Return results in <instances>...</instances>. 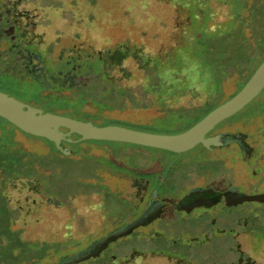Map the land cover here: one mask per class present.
Masks as SVG:
<instances>
[{
    "label": "rangeland",
    "instance_id": "1",
    "mask_svg": "<svg viewBox=\"0 0 264 264\" xmlns=\"http://www.w3.org/2000/svg\"><path fill=\"white\" fill-rule=\"evenodd\" d=\"M259 3L263 5L261 12L264 14V0ZM240 7L239 0H0L1 19L11 21L13 25L9 31V44L20 47L41 64L38 79H33L25 68L15 71L0 63V91L42 112L97 126L179 133L182 129L176 123V116L199 112L208 104V95L216 92L208 73L201 71L190 44H197L196 33L203 27L223 30L234 25L233 15L241 10ZM201 9L207 15H197ZM260 25H264V18ZM255 26L252 24L251 28ZM246 32L250 34L249 28ZM0 50L6 53L5 43ZM26 65L28 68L29 63ZM239 80L235 76L225 79L223 92L215 95L220 99L227 98L236 91ZM263 91L264 87L256 98ZM250 103L248 108L252 106ZM228 120L231 118L224 119L214 129L230 133L243 129L241 122ZM4 124L6 121L0 118V133L10 130V125ZM15 141L22 149L41 156L53 147L51 142L39 136L18 130ZM87 143L89 145L82 148L95 156L124 150L121 142ZM9 148L0 141V264H61L87 248L92 250V255L98 246L106 243H96L99 238L95 239L94 235L107 232L105 214L111 213L112 207L118 210L117 205H121L113 195H108L103 203L104 191L87 189L77 178L66 182L65 178L56 175V184H62L54 186L50 182L52 197L46 191L43 196L40 191L46 187L41 186L39 190L33 177L36 173L26 174L16 158L9 156L12 152ZM201 149L195 145L190 151L202 154ZM76 151L74 156L78 157L80 152ZM124 151L128 153V150ZM163 152L146 147L141 155L147 153L148 157H157ZM17 153L20 155L21 151ZM183 153H189V150ZM123 155L122 160L127 157L128 161L130 155ZM216 155L222 157L223 153ZM134 157L133 153L131 158ZM50 158L55 167L61 166L58 169L77 173V169L71 170L76 163L53 155ZM41 160L46 161L45 158ZM36 171L39 172L37 167ZM106 177L101 179L104 184L116 188ZM87 180L96 184L97 179ZM234 180L240 182L237 177ZM201 210L198 208L193 212ZM224 212L229 213L228 210ZM184 218L192 217L188 214ZM243 220V228H251L245 230L255 231L258 227L253 219ZM189 224L197 227L203 222L190 219ZM149 226L137 225L131 234ZM195 240V247L202 248L203 241ZM212 243L214 253L223 251L225 246L234 248L225 238ZM112 244L107 249L101 247L100 257L113 250ZM239 256L244 259L246 253ZM96 259L88 256L75 263L99 264Z\"/></svg>",
    "mask_w": 264,
    "mask_h": 264
},
{
    "label": "flooded vegetation",
    "instance_id": "2",
    "mask_svg": "<svg viewBox=\"0 0 264 264\" xmlns=\"http://www.w3.org/2000/svg\"><path fill=\"white\" fill-rule=\"evenodd\" d=\"M17 18L14 20L18 22ZM12 28V22L1 19L0 15V47L5 43L7 48L6 53L0 50V63L15 71L25 68L33 79L37 78L40 61L27 56L20 47L9 44ZM259 103L263 107L255 110L259 112L257 117L250 116L248 103L239 110L244 112L238 120L243 128L240 132H223L238 134L236 139L211 149L198 143L196 145L204 151L202 154H192L190 149L185 154V151L165 150L160 156L148 157L147 153L141 155V151L131 150L123 155H130L128 161L127 157L122 160V156L103 158L95 177L97 186L105 194L103 203L108 195H113L122 205H117L116 211L112 207L113 211L105 214L108 223L104 235L145 214H148V220L140 225L150 226L136 234H131L135 227L122 236L108 239L94 250L98 253L89 256L101 258L96 259L99 264H264V100ZM233 115L229 118L236 120ZM216 148L217 152L222 151V157L213 151ZM78 151L80 156L96 157L87 154L83 148ZM133 153L134 159L131 158ZM227 162L228 166L225 165ZM36 172V186L39 190L41 186L46 187L40 193L46 196L47 192L51 198L50 182L39 178L41 172ZM104 175L117 187L104 184L101 180ZM236 177L240 179L239 183L235 182ZM49 186L51 188V184ZM235 194L249 198L237 200ZM166 208L168 211H163ZM198 208L202 209L201 212L194 213L193 210ZM224 210L229 213L225 214ZM188 214L192 217L190 219L201 220L202 226H191L190 219L184 218ZM244 218L253 219L254 225L258 226L255 231L243 228ZM104 235L97 233L94 238ZM198 238L203 241L200 249L194 244ZM221 238L231 241L234 248L225 246L220 253H214L211 244ZM112 242L113 250L100 257L101 247L107 249ZM242 252L246 253L244 259L239 256Z\"/></svg>",
    "mask_w": 264,
    "mask_h": 264
},
{
    "label": "trees",
    "instance_id": "3",
    "mask_svg": "<svg viewBox=\"0 0 264 264\" xmlns=\"http://www.w3.org/2000/svg\"><path fill=\"white\" fill-rule=\"evenodd\" d=\"M239 2L241 5V10H238L233 15L234 25L230 26L228 29L223 30H221V28H217L216 30H208L207 28L203 27L202 29H199L196 33L197 44H190L191 48L193 49V56L196 57L200 63L201 71H205V74L208 73L209 81L215 84L216 92L212 95L210 94V96L208 97V104L199 109L200 113L187 112L186 114H178V116H176V123L181 126L180 129L182 130L186 128L188 129V127H191L193 124L199 121L203 116H205L209 111L214 109L217 105L232 97L238 90L243 87V85L250 78L254 70L264 59V29H262L264 25L259 26V23L262 22L264 18V14L261 12V8L263 7V5H261L262 3H259L261 2V0H239ZM242 10H244L246 13L243 14ZM197 15L207 14L205 13V10L201 9L197 13ZM252 24H256L257 26L251 28ZM248 28L250 33L249 35L246 32ZM234 76L240 78L236 91L231 94V96L229 95L227 98L220 99L219 95L216 96L215 94H221L223 92V81L227 78ZM254 99L255 100H253L250 104L252 106L249 108L251 110L249 111L251 113V117H257V114L259 115V112L255 110L261 109L263 107V105H261L259 101L264 100V91L260 97ZM243 114V111H239L232 117L238 121L241 119ZM0 118L6 121V124H4V126H7V124L10 125V130H5L4 132L1 130L0 141L10 147L8 151L12 152H10L11 154H9V156L13 155V158H16L22 169L27 172L26 174H29L32 171L33 173H37V167L39 169V172H41L39 174H42V177L39 178L47 180L51 183L53 182L54 186H59L62 184H56V180L58 179L56 175H59L65 178L66 182H71L72 178H77L80 182H82L85 188L87 187V189L92 188L95 190H101V188L97 186V184L91 183L87 179L96 177L97 166L101 165L103 158L106 159L105 157L107 156V154H102L99 157H92L88 155L80 156V154L78 157L64 155L56 149V145L53 141H50L44 137L41 138L53 144V147H49V152L42 156L38 155L37 153L28 152L19 147V145L15 144V131L18 130L21 133L30 136L34 135L28 134L20 130L15 125L7 121L5 118L1 116ZM11 126L13 128H11ZM64 130L66 131V129ZM68 138H71L72 142L64 141V143L70 145L71 147H74L75 150L81 149L80 147H83V145L85 144L89 145L87 143L88 141H106L94 139L79 140V135L75 133L70 134ZM121 143L124 144V150L128 151H143L146 150V147H148L126 142ZM155 149L165 151L164 149ZM122 150L111 151L110 153L108 152L111 155H108V157H112L113 155L112 158H119L122 154L126 152ZM17 151H21L23 155H21V153L19 155ZM51 155L58 157V159L63 158L64 160L66 159L68 162L76 163L75 167L71 170L77 169V173L75 174L69 169H58L61 166L55 167L54 161L50 158ZM42 158H45L46 161L41 160ZM29 166L32 168V170H30L31 168H29ZM46 170H48V172ZM63 172H65L66 174ZM33 177H35V175ZM51 183H48V189H50L49 185Z\"/></svg>",
    "mask_w": 264,
    "mask_h": 264
},
{
    "label": "water",
    "instance_id": "4",
    "mask_svg": "<svg viewBox=\"0 0 264 264\" xmlns=\"http://www.w3.org/2000/svg\"><path fill=\"white\" fill-rule=\"evenodd\" d=\"M264 87V59L254 70L243 87L232 97L216 106L202 119L188 129L175 134L150 133L129 129L116 125L97 126L90 122L76 120L70 117L42 112L40 109L27 106L14 97L0 91V116L15 125L20 130L53 141L56 149L64 154L74 156L77 151L64 141L72 142L68 136L72 133L79 135V140L94 139L126 142L148 147L164 149L172 152H183L201 143L205 148L223 146L236 139L238 134L216 131L214 127L222 120L242 109L254 99ZM62 128L66 129L63 131ZM237 200L249 198L243 194H235ZM252 196L251 198H254ZM152 217V216H151ZM148 220V214L141 215L118 229L99 238L96 243L103 244L108 239L122 236L137 225ZM99 245V244H94ZM91 249H86L61 264H72L90 255Z\"/></svg>",
    "mask_w": 264,
    "mask_h": 264
}]
</instances>
